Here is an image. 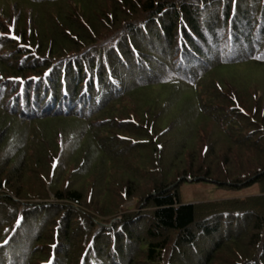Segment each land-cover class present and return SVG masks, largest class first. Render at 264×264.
I'll use <instances>...</instances> for the list:
<instances>
[{
	"label": "trees",
	"instance_id": "obj_1",
	"mask_svg": "<svg viewBox=\"0 0 264 264\" xmlns=\"http://www.w3.org/2000/svg\"><path fill=\"white\" fill-rule=\"evenodd\" d=\"M12 1L22 10V25L7 24L0 34V264H32L31 258L37 264H226L230 256L236 264H264V165L231 181H214L210 168L175 176V162L192 139L175 147V161L163 163L164 131L154 127L174 111L182 122L176 129L189 124L192 133L197 120L212 114L210 86L256 87L238 78L234 83L233 75L228 83L226 75L232 67L264 66V0H75L85 19L103 17L94 26L83 18L86 33H78L65 12L56 13L62 14L56 24L48 17L65 0ZM29 11L36 32L30 20L25 28ZM222 67L227 70L220 74ZM240 102L232 93V114L248 124L237 132L252 126L264 139L260 113ZM131 106L133 117L124 111ZM144 108L138 121L135 111ZM76 129L82 135L72 143ZM111 131L141 154L134 171L118 163L115 150L100 146ZM65 149L69 163L59 164ZM151 164L149 175L144 168ZM33 178L49 180V188ZM184 184L227 192L256 186L259 194L185 204Z\"/></svg>",
	"mask_w": 264,
	"mask_h": 264
},
{
	"label": "rangeland",
	"instance_id": "obj_2",
	"mask_svg": "<svg viewBox=\"0 0 264 264\" xmlns=\"http://www.w3.org/2000/svg\"><path fill=\"white\" fill-rule=\"evenodd\" d=\"M107 1H109V0H107ZM76 2H77V0H76ZM100 7H102V6H100ZM63 9H65L66 11H64ZM98 10H99V8L95 9V11H98ZM21 11L17 8V6L13 3L12 0H7V1L3 2V10L0 11V14H1L0 15V34H1L2 28L7 29L8 26H10L11 24H14V26H16V27L18 24H19V26L22 25V23H21L22 18H21V15L19 13ZM41 11H42V16H44L46 19H49L46 17L47 15H45L43 10H41ZM53 11L54 10L52 7L51 12H53ZM110 11H111V9H107L108 13H111ZM29 12H30V14H26V17L24 19V21H26V24H27L25 28L27 29L28 24L31 22L29 24V27L32 30V32H36L37 26H36V24H34V21H32V20H34L33 12H31V11H29ZM57 12H60V13L65 12V14L67 13V15L72 18V22H73V24H75L76 30L78 29V33H80V32L86 33V31H89V28L84 23L85 20H88L89 23L92 24V26H94V24H95L94 22H97V19H99V18H100L99 20L103 19L102 16L95 17L96 14H94V15L91 14V16L89 15L90 18L87 16V19H85L81 9L78 7L77 4H75V0H65L62 8L60 10H57V11L55 10L53 12L52 17L48 14L49 15L48 17L53 19L52 20L53 24H56L55 20H54L56 18V15H59V21H60V15L62 16V14H56ZM83 18H84V21H83ZM29 20H30V22H28ZM61 21H63V18H61ZM7 24H9V25L7 26ZM66 25H69V24H66ZM97 25H99L98 22H97ZM63 27L64 26H61L60 24L58 25L59 30L62 29L61 31H64L65 35L68 34V32L66 31V27L65 28H63ZM16 31L19 34L18 31H20V28H19V30H16ZM93 32H96V28L93 29ZM8 35H11V33ZM106 41H108V40L107 39L105 41L97 40V42L99 44L104 43ZM11 53H15V52L13 51ZM225 70H227V68L222 67V69L220 70V74L222 72H226ZM200 74H202V73H200ZM200 74H198V76H200ZM232 75L234 76V79H233L234 83L236 82L235 78H238L239 80H243V84H245L244 82H248V84H249L253 81V83L256 87L247 86V88H244V87L240 86L239 83H238L239 86L238 85L235 86V84H233V86L237 87V90H238L237 91V90H235V88L233 86L227 85V84L220 86L221 90L219 88H218V90H215V89H217L215 84H213L212 87L210 86L209 89H211V92L209 95L212 96V99H210V98L209 99H210V101L212 100V103L210 105L211 108L208 105V100L206 101V103H207L206 105L208 106V109L212 111V114L209 115L210 112H208L204 119H202V120L199 119L196 121V123L194 122L195 119L192 120L195 123V127L193 125L194 130L192 131V133L189 132V131H191V129L189 128V124H187V128L184 127V128H180L178 130L176 129V127L181 125L182 122H179L180 120H175L176 114L174 111H170L169 113H167L164 118H162V117L160 119L158 118V122L155 123L156 124L154 126L155 131H160V130L164 131L162 134H160L161 140L159 141V143L163 146V150L161 151V156H162L161 159H163V163L168 162L170 157H172V156H173L172 157L173 159L172 158L171 159L173 161H175V158H176V153H174L175 147L181 145L183 143L182 141H184V139L185 140L188 138L192 139L190 142V145L186 148V150L187 149L188 150L186 152H184V154L180 157V159H178V162H175L176 163L175 166H177L176 168H179V171H176L175 176L187 177L188 174L192 175V172H194V173H198L200 171L204 172L206 168H207V170L210 168L211 174H212L211 176H212L214 181H224V180H230L234 176L239 175L241 173H244L245 171L247 172L245 174V176L252 175L254 171H257L258 168L261 169V166L264 165V159L262 156L263 153H261L264 150V139L261 138L260 134H257L256 130H254L255 128L252 126H250L251 132H247L246 134H244V133L239 134L237 132V130L239 129V127H242V126L244 127V125H248L247 121L244 120L243 118L238 117L235 114H232V112L230 110V107H231L230 98H231V95L233 93L237 96V99L239 101H241L240 104L243 101L244 102L247 101L248 102V108L247 109L250 108V110H251V109L255 108L256 109L255 114L258 111V113H260V118L264 120V117H262V115L264 116V89H262V88H264V66H262L260 64H258V65L255 64V65H250V66L245 65L243 68H242V66L239 68L238 67H232L230 74L226 75V81L228 83H231V81H232L230 78H228V76H232ZM258 81L263 82L262 88H258V85H257ZM155 88H157V87H155ZM260 89H261V91H260ZM153 90H151V91L154 92V94H155L157 92L155 90H157V89H155L154 91ZM244 90L246 91L245 93L243 92ZM207 98H208V96H207ZM126 101H127V99L125 100V102ZM1 103L5 107L8 106L7 101L6 102L3 101ZM134 104H135V106L137 105L135 102H134ZM241 106L243 108H245L246 105L241 104ZM136 108H138V107L136 106ZM145 109L146 108L142 109V111L141 110L135 111L138 115V116H136L137 120H138V117H141V118L143 117ZM132 110H134L133 106H131L130 109L125 108L124 111H125L126 115L133 117L131 114ZM250 110L247 112L250 113L251 112ZM156 111L158 112L159 108L156 109ZM157 112H155V116L157 115ZM91 118H92V116L89 118H86L85 120H87V119L89 120ZM93 120H95V118H93L90 121H93ZM219 122H221L223 124L226 123V126L230 130V132L224 134L223 133L224 129L222 130L223 131L222 132L220 130V128H221L220 127L218 129L221 131V133H223L221 136L219 130L216 129V126L217 125L219 126V124H218ZM84 123H86V122H84ZM187 123H188V121H187ZM238 123L240 124L239 126H238ZM89 124H92L91 127H95V128L100 126L96 122L95 123L91 122ZM115 127L118 128L119 125H115ZM115 127H113V128H115ZM33 130L36 131L35 127H33V129H30V131L28 133L31 134L33 132ZM185 131H187V134ZM189 133L191 135H189ZM74 134H75V136H73V138H72V143H74V140L81 137V136L78 137L79 135H82L81 129H76ZM102 134H104V133H102ZM254 134H255V136H253ZM99 135H101V133ZM104 137L105 136L103 135V139H102L103 143L100 144V146L102 148L105 147V150L106 149L107 150L110 149L112 151L115 150L116 151L115 157L118 160V163H126L127 168L130 169L131 171H134L133 163H137L138 160H139V162H141V160H142V158L140 157L141 154L140 155L137 154L134 150V148H136V147H133V144H129L125 140L122 141V139L116 137V135L113 131L109 132V138L108 139H104ZM248 138H250V139H248ZM114 139H116V140H114ZM98 142H101V139H99ZM235 143L237 144V146H238V144H240L241 148L236 147ZM71 148H72V146L70 147V149ZM70 149H65L64 152H62L63 149L61 151L59 150V155L60 156L62 155V157L59 159V164L69 163L68 160L70 158V155H69L68 151ZM207 149H208V151H207V153H205L206 156L201 154L202 150H207ZM239 150L242 151L243 153L241 154L240 152H238ZM24 151L28 154L27 149ZM259 151H260V153H257ZM30 152L31 151H29V153ZM244 152H246V154ZM224 153H227L226 157L224 158V161L228 162V163H222ZM244 156H245V158H244ZM124 157H126V158H124ZM152 162H153V158L149 159L148 163H152ZM43 163H45V161ZM43 163H41V164H43ZM127 163H132V164H131V166H128ZM152 168H154V167H152V164H151V165L147 166V168H144V169L145 170L147 169L149 175H152L149 172L152 170ZM142 174H141V176H142ZM146 177H148V175ZM170 179H172V177H170ZM34 180L36 181V186H38L39 183H41L43 187H46V189L49 188V186L46 184L49 180H47V182H45L42 179L40 180V178L38 179V181H37V179H34ZM145 181L149 182V180H147L146 178H145ZM148 186H150L149 183H147V188H149ZM143 189H146V188L144 186H142L141 193L144 194V193H146V191H144ZM45 191L47 192V196L49 195V198L51 200V201L48 200V202L54 203L55 201L51 197V194H49V191H47V190H45ZM143 194H141L140 196L142 197ZM257 194H259V191H258L256 186L245 188L244 190H241L239 192L223 191V190H220L217 186H213V185H209V184H207V185H204V184H192V185L184 184L180 188V195L182 197V201L185 204L186 203H193L194 201L196 202L198 200H201L202 202H204V200L222 201V200H229V199H235V198L242 199V198L254 196ZM113 197H114V195H113ZM13 200L15 202L20 203V200H18V199L13 198ZM113 201H116V199L115 200L113 199ZM133 211L138 212V211H140V209H138V207H136ZM115 220H119V219L116 218ZM247 243L248 242H245V244L243 243L244 248L248 247ZM239 244L242 245L241 242H239ZM220 256L223 257V254H220ZM229 258L231 260H229L226 264H236L235 263L237 261L236 256H233V257L230 256ZM29 262L32 264H37V262H34L32 258H31V261H29ZM224 262H222V263H224ZM215 264H219L218 261H216Z\"/></svg>",
	"mask_w": 264,
	"mask_h": 264
}]
</instances>
